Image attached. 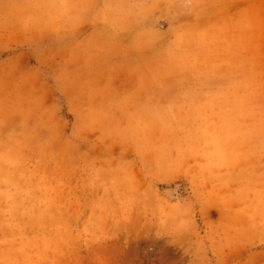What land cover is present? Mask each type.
I'll use <instances>...</instances> for the list:
<instances>
[{
    "label": "rangeland",
    "instance_id": "1",
    "mask_svg": "<svg viewBox=\"0 0 264 264\" xmlns=\"http://www.w3.org/2000/svg\"><path fill=\"white\" fill-rule=\"evenodd\" d=\"M133 1L147 23L115 36L169 104L92 112L110 148L62 95L35 109L32 38L8 30L38 2L0 0V264H264V0Z\"/></svg>",
    "mask_w": 264,
    "mask_h": 264
},
{
    "label": "crops",
    "instance_id": "2",
    "mask_svg": "<svg viewBox=\"0 0 264 264\" xmlns=\"http://www.w3.org/2000/svg\"><path fill=\"white\" fill-rule=\"evenodd\" d=\"M36 1L34 9L24 11L17 21L10 20L8 30L12 35L16 32V43L32 46L33 59L42 70L22 73L25 79L32 73L33 79L28 84L24 81L21 86L24 93L46 100L41 103L39 97L34 101L40 105L35 109H58L55 96L62 95L66 109L78 116L81 142L102 143L112 148L119 141L118 134L110 128L106 130L110 125L103 124L102 114L92 116V112L124 111L125 118H130L133 115L130 112L146 109L147 105L152 110L167 107L168 89L153 85V56L147 54V48L141 55L123 49L127 40L115 36L121 29L131 31L137 29V23H147V15L137 18L134 9L122 16L120 0L111 4L108 0ZM125 14L134 27L131 22L128 27H120V18ZM22 37L32 38V43L22 42ZM157 62L161 73L162 60ZM153 95L161 97L154 100Z\"/></svg>",
    "mask_w": 264,
    "mask_h": 264
}]
</instances>
